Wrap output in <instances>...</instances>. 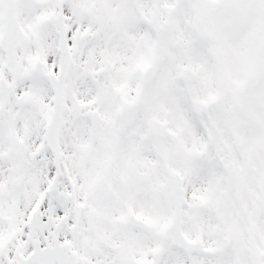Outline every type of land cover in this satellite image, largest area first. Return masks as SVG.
Listing matches in <instances>:
<instances>
[{
	"label": "snow or ice",
	"instance_id": "6c2138e0",
	"mask_svg": "<svg viewBox=\"0 0 264 264\" xmlns=\"http://www.w3.org/2000/svg\"><path fill=\"white\" fill-rule=\"evenodd\" d=\"M0 264H264V0H0Z\"/></svg>",
	"mask_w": 264,
	"mask_h": 264
}]
</instances>
